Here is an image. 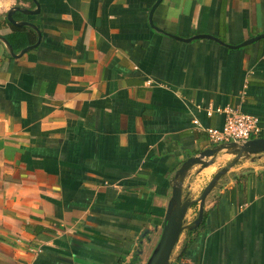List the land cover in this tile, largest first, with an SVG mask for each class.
I'll return each mask as SVG.
<instances>
[{
	"label": "crops",
	"instance_id": "1",
	"mask_svg": "<svg viewBox=\"0 0 264 264\" xmlns=\"http://www.w3.org/2000/svg\"><path fill=\"white\" fill-rule=\"evenodd\" d=\"M156 1L0 0V36L14 7L38 8L12 19L40 32L18 58L0 41V264H145L174 172L223 126L215 110L237 106L264 137V37L187 41L264 34V0ZM179 242L171 264H264V155L220 179Z\"/></svg>",
	"mask_w": 264,
	"mask_h": 264
},
{
	"label": "water",
	"instance_id": "2",
	"mask_svg": "<svg viewBox=\"0 0 264 264\" xmlns=\"http://www.w3.org/2000/svg\"><path fill=\"white\" fill-rule=\"evenodd\" d=\"M34 3L35 0H32ZM161 0H157L155 4H158ZM14 11H21L24 14H37L38 8L35 10H25L19 7H14L7 13V20L14 26H28L35 30L37 34V41L34 45L28 46L22 49L18 54L13 52L12 47L5 38L0 36V41L5 45L8 54L12 58H18L25 52L35 48L40 40L39 30L31 23L24 21H14L12 19V13ZM170 37H175L169 35ZM264 34L251 38L239 45L232 46L221 42L219 39L212 35L199 34L189 38L187 41L206 38L215 41L216 43L225 46L230 49H239L249 43H252L260 38H263ZM218 155H226L230 157V160L222 165V167L213 174L207 185L204 187L197 199H193L189 195H183L182 186L188 173L194 166H199L200 170L212 166ZM264 155V137L259 136L249 139L242 143L230 142L213 145L199 151L196 155L189 156L181 162L177 170L174 172L170 182V198L167 204L166 212L163 218V225L158 238L157 243L151 250V253L145 264H171L172 252L179 243V237L184 231L191 232L195 230L202 221L204 203L207 196L217 186L218 182L224 177L232 168L239 164L243 160H249L255 156ZM197 205V214L195 218L186 223L188 216V210Z\"/></svg>",
	"mask_w": 264,
	"mask_h": 264
},
{
	"label": "built area",
	"instance_id": "3",
	"mask_svg": "<svg viewBox=\"0 0 264 264\" xmlns=\"http://www.w3.org/2000/svg\"><path fill=\"white\" fill-rule=\"evenodd\" d=\"M214 111L208 110L207 115L211 116ZM215 112L224 114V123L221 129L203 128L209 142L212 145L223 143H242L249 139L259 137V121L256 117L242 113L237 106L216 109ZM195 127H200L197 120H193ZM192 220L187 216L186 223Z\"/></svg>",
	"mask_w": 264,
	"mask_h": 264
},
{
	"label": "trees",
	"instance_id": "4",
	"mask_svg": "<svg viewBox=\"0 0 264 264\" xmlns=\"http://www.w3.org/2000/svg\"><path fill=\"white\" fill-rule=\"evenodd\" d=\"M13 18L15 20H21L24 19V16L20 12H15ZM5 39L10 44L13 51L18 53L20 50L35 44L36 33L28 27H15L10 25V33L5 35ZM181 257V255H178L177 261H179Z\"/></svg>",
	"mask_w": 264,
	"mask_h": 264
},
{
	"label": "rangeland",
	"instance_id": "5",
	"mask_svg": "<svg viewBox=\"0 0 264 264\" xmlns=\"http://www.w3.org/2000/svg\"><path fill=\"white\" fill-rule=\"evenodd\" d=\"M219 159H220V165H221V167H222V165H223L224 163H226V162H228V161L230 160V157H229V156H226V155H221V156L219 157ZM219 169H220V168H219ZM179 244H180V242L177 244V246H176L175 249L173 250V252H172V257L175 256V255L177 254V252H178V248H179Z\"/></svg>",
	"mask_w": 264,
	"mask_h": 264
}]
</instances>
